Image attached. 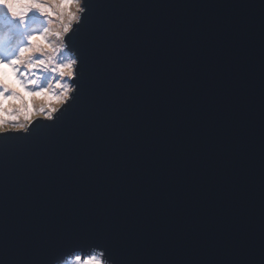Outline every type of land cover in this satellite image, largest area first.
Listing matches in <instances>:
<instances>
[{
    "label": "snow or ice",
    "instance_id": "1",
    "mask_svg": "<svg viewBox=\"0 0 264 264\" xmlns=\"http://www.w3.org/2000/svg\"><path fill=\"white\" fill-rule=\"evenodd\" d=\"M74 2L67 98L0 131V264H264V126L257 216L245 22L163 47L125 18L130 5ZM15 3V17L0 7L19 31L35 13Z\"/></svg>",
    "mask_w": 264,
    "mask_h": 264
},
{
    "label": "clouds",
    "instance_id": "2",
    "mask_svg": "<svg viewBox=\"0 0 264 264\" xmlns=\"http://www.w3.org/2000/svg\"><path fill=\"white\" fill-rule=\"evenodd\" d=\"M0 3L13 17L22 7L15 0ZM30 9L35 14L27 26L21 19L19 31L0 16V30L12 37L0 54V131L26 130L36 118L50 116L70 91L65 77H72L76 61L65 37L84 9L74 0H30L24 10Z\"/></svg>",
    "mask_w": 264,
    "mask_h": 264
},
{
    "label": "water",
    "instance_id": "3",
    "mask_svg": "<svg viewBox=\"0 0 264 264\" xmlns=\"http://www.w3.org/2000/svg\"><path fill=\"white\" fill-rule=\"evenodd\" d=\"M112 2L130 5L120 11L125 18L145 25L156 32L163 47L181 39L196 38L203 44L207 33L204 26H224L233 21L243 20L250 31L248 56L251 61V78L254 98L251 105L253 116L254 149V195L257 216L260 209V164L261 131L264 126V104H262V64H264V0H112ZM197 34H199L197 36ZM68 51L71 44L65 37ZM70 52V51H69ZM158 71V69H157ZM155 91V88L153 89ZM129 175L135 174L137 160L131 155L129 146ZM153 154L160 152V145L153 147ZM14 186L9 185V220Z\"/></svg>",
    "mask_w": 264,
    "mask_h": 264
},
{
    "label": "bare ground",
    "instance_id": "4",
    "mask_svg": "<svg viewBox=\"0 0 264 264\" xmlns=\"http://www.w3.org/2000/svg\"><path fill=\"white\" fill-rule=\"evenodd\" d=\"M7 12L6 9L0 7V16H6L5 13Z\"/></svg>",
    "mask_w": 264,
    "mask_h": 264
},
{
    "label": "rangeland",
    "instance_id": "5",
    "mask_svg": "<svg viewBox=\"0 0 264 264\" xmlns=\"http://www.w3.org/2000/svg\"><path fill=\"white\" fill-rule=\"evenodd\" d=\"M7 13V12H6ZM6 13H5V15H6ZM5 32H7V30L6 29H4V30H0V34H4L5 35ZM9 37H11V34H9L8 35ZM12 38V37H11ZM10 38V39H11Z\"/></svg>",
    "mask_w": 264,
    "mask_h": 264
}]
</instances>
